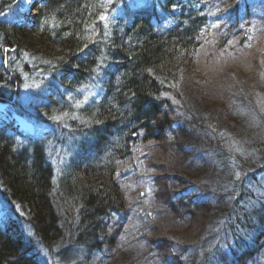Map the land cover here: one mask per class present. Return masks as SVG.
<instances>
[{
	"label": "trees",
	"instance_id": "1",
	"mask_svg": "<svg viewBox=\"0 0 264 264\" xmlns=\"http://www.w3.org/2000/svg\"><path fill=\"white\" fill-rule=\"evenodd\" d=\"M34 1L0 0V264H264V0Z\"/></svg>",
	"mask_w": 264,
	"mask_h": 264
},
{
	"label": "rangeland",
	"instance_id": "2",
	"mask_svg": "<svg viewBox=\"0 0 264 264\" xmlns=\"http://www.w3.org/2000/svg\"><path fill=\"white\" fill-rule=\"evenodd\" d=\"M34 0H18V4L7 13L8 16H22V18L26 17V16H33L35 13L34 10ZM54 50V52H60L61 49L58 47H54L52 48ZM53 52V51H52ZM32 93H28V91H26V93L24 94V99L30 98L32 95ZM6 105L3 103H0V110H6ZM6 215H8V212L5 211L3 204L0 202V222H2L4 220V218L6 217ZM41 256L43 257L44 260L47 261V263L49 264H53L54 260H52L49 252L47 250H42L41 252Z\"/></svg>",
	"mask_w": 264,
	"mask_h": 264
}]
</instances>
